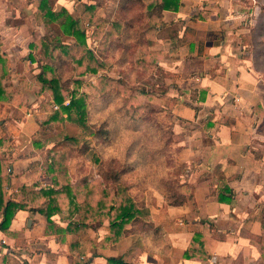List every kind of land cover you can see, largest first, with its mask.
Masks as SVG:
<instances>
[{
	"label": "crops",
	"instance_id": "1",
	"mask_svg": "<svg viewBox=\"0 0 264 264\" xmlns=\"http://www.w3.org/2000/svg\"><path fill=\"white\" fill-rule=\"evenodd\" d=\"M35 1L0 0V50L5 55V80L15 93L10 101H0V185L6 200L15 203L23 199L22 186H51L44 173L30 176V166L39 161V169L46 167L57 150L51 139H36L39 122L49 114L45 105L56 106L46 93L26 85L39 63L29 49L36 39L29 26L39 25ZM48 2L52 11L66 10L80 23L82 13L72 15V0ZM195 2L181 0L177 12H162L165 28L177 30L174 43L163 44L160 37L152 42V49L175 61L166 70L167 60L159 64L170 73L162 105L180 135L186 203L165 205L159 216L151 213L163 231L162 250L147 248L140 235L130 236L114 246L91 249L85 264H111L109 258L126 264H264V52L254 54L244 43L250 33L243 23L244 6ZM223 186L232 195L226 203L217 199ZM64 215L72 217V210L55 216L59 227L57 220L65 221ZM45 227L43 216L18 210L9 227L0 231V264H78L72 262V232L45 235ZM196 234L201 236L195 245L199 253L184 259Z\"/></svg>",
	"mask_w": 264,
	"mask_h": 264
},
{
	"label": "rangeland",
	"instance_id": "2",
	"mask_svg": "<svg viewBox=\"0 0 264 264\" xmlns=\"http://www.w3.org/2000/svg\"><path fill=\"white\" fill-rule=\"evenodd\" d=\"M195 1L197 5L208 2H230L236 6H244L241 7V11L246 13L243 23L245 22V26L247 25L249 30L255 27L260 16V7L264 4V0ZM72 3L76 5L75 9L72 10V15L76 17L83 12L84 4H90L95 8L88 19L90 24H84L80 20V29L84 33L86 47L78 53H72L73 60L84 54L92 57L93 61L75 66L72 60L69 61V66L61 65L60 72L63 78H68L69 74H72L68 91L71 92L72 90L77 94V97L84 96L87 104L86 124L88 128H91L94 135H91L90 131L87 130L81 131L77 123L66 122L63 127L56 124L49 129H40V132H37L39 134L36 139L40 140V135H42L41 138L51 139V144L60 149L63 147L64 134L67 137H74L78 132H82L80 145H83V141L86 140L85 144H88L91 148L87 150L83 157L79 156V151L73 152L72 171L70 172L72 181L88 175L89 179L95 178L101 182L103 176L100 173L106 168L107 164H111L112 157H115L113 166L123 171L122 177L129 189L127 194L134 197L137 206L141 205L148 211L143 224L149 225L151 223V230H157L155 233L153 231L149 233L148 230H140L144 226L137 225L134 227L130 225L127 230L134 233L125 235L122 240L130 236L140 235L146 247L151 245L153 246L152 250H154V247L162 250L164 244L160 242V238L164 239L163 231L159 229V225H155L152 215H158L165 211L166 203L154 185L158 183L159 179L171 175L179 177L182 184L181 175L183 170L179 161L181 148L178 139L180 135L172 122L173 117L170 116L168 109L162 105L166 88L165 79L169 78L170 73L162 71L159 64L162 59L167 60L165 59L167 57L165 56L166 52L161 51L163 53L162 58L160 60L156 58V65L154 60H152L153 64H150V57L147 55L149 50H160L152 49L154 44L149 43V40H145L140 33L145 30L147 17L146 10L141 2L137 0H131V3L126 2V0H72ZM253 6H257L259 10L253 11ZM248 9L249 11H247ZM34 15L36 18V12ZM13 16L17 17L16 13ZM17 18L19 19L20 15ZM36 20L38 19L36 18ZM41 22L38 20L40 25L38 27L37 24L33 25L32 28L29 26V31L33 30L31 37L36 38L35 40H38L37 37L39 39L44 38L52 45L57 42L72 43V38L63 37L60 33L57 36L56 32L58 30L56 29L58 27L55 23H53V27L50 25L43 27ZM115 22L124 23V28L114 26ZM162 33H165V31ZM166 33L169 34L170 29ZM244 43L247 44L246 40ZM155 46L157 45L155 44ZM262 50L264 52V45ZM30 51L36 54L35 56L39 60L34 74L36 75L40 70L39 64L42 58L41 54ZM167 55L169 60L164 63L165 70L169 64L175 62L173 58L170 59V54ZM193 64L194 62L189 63V65L194 66ZM85 65L88 66L87 69ZM101 65H103L102 68H100ZM91 68H94L95 71L92 72ZM74 82H78L80 85L77 86ZM101 84L107 86L105 93L100 90ZM133 89H135V94L130 92ZM139 90L144 91L146 94L137 96L136 92ZM147 94L151 95L147 100H149V106L151 105L152 109L145 106L148 103L143 102L141 99ZM144 106L145 108H143ZM53 110H57V108L54 107ZM99 128L105 132L103 134L97 133ZM45 129L47 132H45ZM85 144L78 148H85ZM101 165H105V167L99 170ZM132 166H134V169H132ZM185 193L187 195L186 190ZM184 197L186 196L184 195ZM114 205L115 201L113 200L110 207ZM68 210H72V217L64 215L65 221L63 219L57 220V222L62 223L63 228H66L70 223L78 222L79 219L73 207L63 208L57 216ZM156 221L158 220L156 219ZM148 222L149 224H147ZM110 224L108 217L102 223L95 222L92 226L84 228L80 232L72 233V262H78V264L90 262L91 249L110 247L121 242L122 240L114 243L109 239ZM56 225L60 226L57 223ZM100 229H103L102 233ZM90 231L94 232V240L92 239L94 236H91ZM87 234L91 237L90 239L87 238ZM64 235L67 234L64 233ZM100 240H102V243H100ZM131 262H136V260L131 259Z\"/></svg>",
	"mask_w": 264,
	"mask_h": 264
},
{
	"label": "trees",
	"instance_id": "3",
	"mask_svg": "<svg viewBox=\"0 0 264 264\" xmlns=\"http://www.w3.org/2000/svg\"><path fill=\"white\" fill-rule=\"evenodd\" d=\"M137 1L141 2L147 13L145 30H140L144 39L149 40V43L152 44L156 38L160 37L163 44L174 43L177 39V30L175 27H170V33H166L169 29H166L162 22V12H177L181 6L180 0ZM126 2L131 3V0H126ZM35 5L37 8L36 18L44 22L45 26L53 23L57 24V36H59L60 33L63 37L72 38L73 43L63 44L57 42L52 45V43H49V41L47 42L46 39L40 38L29 45L30 50L37 52V54H41L42 61L39 64V72L33 75L26 85L34 87L38 93H46L52 101V105L57 107V110H53L50 104L45 105L49 114L44 121L39 122V126L41 129H49L56 124H60L63 127L66 122H73L79 125L81 131L87 130L90 131L91 135H94L93 132H91V128H88L86 124L87 104L84 96L77 97V94L72 92V90L69 92L68 87L72 74H69L68 78H63L60 72L61 65L69 66V61L73 60V52L78 53L86 47V39L84 33L80 29V23L70 16L66 10H60L59 12L52 11L48 0H37L35 1ZM94 9L92 5H84L83 12L80 16L81 22L90 24L88 19L92 15ZM247 11H249V9ZM114 26L124 28V23L115 22ZM263 30L264 4L260 7V16L256 21L255 27L250 29V33L246 38V42L254 54L263 51ZM163 31H165V33H162ZM85 53L88 54L87 52ZM147 55L150 57V64H153L152 60H154L156 65L157 59L160 60L163 53L161 51L149 50ZM73 61L75 66H79L84 62L90 63L93 59L90 56L82 54ZM85 66L87 69L88 66ZM102 67L103 65L100 66V68ZM5 69V55L0 50V101H10L15 96L12 87L9 86L5 80ZM90 70L92 72L95 71L94 68ZM74 83L77 86L80 85L78 82ZM105 88L107 89V86L101 84L100 90L104 91L103 93L106 92ZM130 92L135 94V89ZM144 94L146 93L142 90L136 92L137 96H143ZM150 96L151 95L147 94L141 99L143 102L148 103L145 106L152 109V106H149V100H147ZM145 106L143 108H145ZM132 113L134 114L135 111ZM45 132H47L46 129ZM63 132L62 130V133ZM104 132L103 129L99 128L97 133L103 134ZM81 134L82 132H78L74 137H67L66 134H64L63 147L51 152L46 167L39 169L41 167L39 161L32 163V166H30V176L34 177L40 172L51 178L52 184L50 187L34 190L33 188L22 186L19 191L22 193L23 199L19 203H15L11 200H6L5 191L0 185V211L2 214L0 231H5L9 227L12 218L18 210H24L33 214L37 213L45 218V235L63 236L64 233L80 232L82 229L92 226L95 222L102 223L108 217L111 222L109 225V239L114 243L122 240L125 235L134 233L133 231L129 232L127 230V227L130 225L134 227L137 225L144 226V228L140 229L141 231L148 230L149 233L152 231L154 233L157 232L156 229L151 230V223L149 224L148 222L147 224L149 225L143 224L148 211L141 205L137 206L134 197L131 196V194H127V190L129 189L127 187L128 185H125L123 180V171L113 166V159L115 157H112L111 164H107L106 168H104L105 165L99 167V170L104 168L100 173V175L103 176L101 182L92 177V179H89L88 175L72 181L70 172L72 171L73 152L79 151V156L83 157L87 150L91 148L88 144H85L86 140L83 141L85 148H78L79 146H83L80 145ZM0 164L3 163L0 161ZM132 169H134V166H132ZM154 187L162 195L166 205L178 207L184 204L183 184L180 183L179 177L173 175L166 176L164 179H159ZM217 199L219 202L225 203L231 201L232 195L230 190L223 186V190L221 189L218 192ZM113 200L115 201V205L110 207ZM66 207H73L79 219L78 222L70 223L66 228H62L56 225L54 218ZM262 223L264 229V218L262 219ZM157 238L159 239V237ZM200 239V234H196L192 238V247L187 249L184 254V259H190L194 254L199 253L195 245L201 243ZM199 250L200 253L203 251L202 245ZM107 262L111 264H126L122 260H115L112 258L107 259Z\"/></svg>",
	"mask_w": 264,
	"mask_h": 264
}]
</instances>
